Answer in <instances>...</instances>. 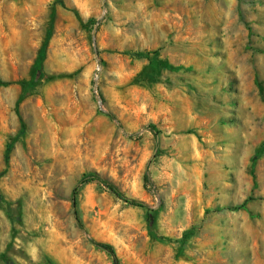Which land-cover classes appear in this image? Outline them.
<instances>
[{
    "label": "rangeland",
    "instance_id": "obj_1",
    "mask_svg": "<svg viewBox=\"0 0 264 264\" xmlns=\"http://www.w3.org/2000/svg\"><path fill=\"white\" fill-rule=\"evenodd\" d=\"M92 174L156 211L90 183L81 229ZM91 239L264 264V0H0V264H112Z\"/></svg>",
    "mask_w": 264,
    "mask_h": 264
},
{
    "label": "trees",
    "instance_id": "obj_2",
    "mask_svg": "<svg viewBox=\"0 0 264 264\" xmlns=\"http://www.w3.org/2000/svg\"><path fill=\"white\" fill-rule=\"evenodd\" d=\"M44 50H45V45L41 50V57L39 58V61L37 62V65L35 68H39L40 69V65H41V61H42V56L44 54ZM108 116L117 121V118L114 116V114L109 113ZM146 130L150 131L156 140V146L158 147L160 144V131L157 130V128L155 127L154 124H150ZM149 178L147 177V182H149ZM98 183L101 184L103 186H105L107 189H109V191H111L117 198H119L120 200L124 201L125 203L129 204L130 206L133 207H137V208H142V209H146L148 212H155L156 210L153 209L151 206H149L146 202L141 201L139 199H135V198H130L127 197L115 184L105 180L104 178H102L99 174H92V175H85L83 176L79 182L76 184L74 190H73V196H72V201H73V206H74V216H75V220L77 225L81 228V229H85V226L80 218L79 212L77 210V204H78V193L79 190L90 183ZM91 243L96 246L97 248L105 251L106 253L109 254V256L112 258V264H119V258L116 252L115 247L107 242H100L94 239H91Z\"/></svg>",
    "mask_w": 264,
    "mask_h": 264
}]
</instances>
